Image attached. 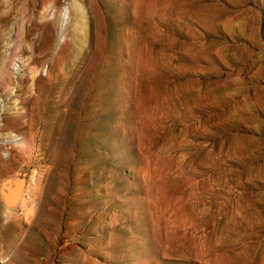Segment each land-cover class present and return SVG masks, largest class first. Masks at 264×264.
Masks as SVG:
<instances>
[{
	"label": "rangeland",
	"instance_id": "rangeland-1",
	"mask_svg": "<svg viewBox=\"0 0 264 264\" xmlns=\"http://www.w3.org/2000/svg\"><path fill=\"white\" fill-rule=\"evenodd\" d=\"M0 264H264V0H0Z\"/></svg>",
	"mask_w": 264,
	"mask_h": 264
},
{
	"label": "bare ground",
	"instance_id": "bare-ground-1",
	"mask_svg": "<svg viewBox=\"0 0 264 264\" xmlns=\"http://www.w3.org/2000/svg\"><path fill=\"white\" fill-rule=\"evenodd\" d=\"M14 217V216H13ZM12 220V219H11Z\"/></svg>",
	"mask_w": 264,
	"mask_h": 264
}]
</instances>
